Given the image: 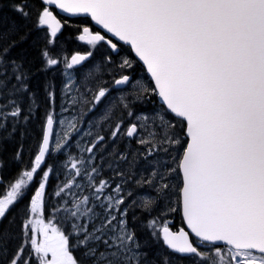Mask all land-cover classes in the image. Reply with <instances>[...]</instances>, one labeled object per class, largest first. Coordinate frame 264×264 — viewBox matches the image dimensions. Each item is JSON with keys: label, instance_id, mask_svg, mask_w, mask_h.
<instances>
[{"label": "snow or ice", "instance_id": "obj_1", "mask_svg": "<svg viewBox=\"0 0 264 264\" xmlns=\"http://www.w3.org/2000/svg\"><path fill=\"white\" fill-rule=\"evenodd\" d=\"M53 6L98 26L77 36L86 53L67 54ZM9 7L32 28L22 35L14 21L0 28V142L17 132L23 141L37 121L40 137L34 159L0 198V264H183L185 257L264 264V0H40L34 9L11 0ZM32 31L40 33L32 42L38 65L10 58ZM101 44L107 51L86 67ZM36 76L44 77L42 114ZM151 97L159 106L137 110ZM76 137L90 139L77 143L80 156L61 162L55 154ZM22 151L21 143L13 156L20 163ZM61 171L56 200L46 204L50 177ZM145 188L149 195L139 193ZM30 190L28 204L10 216ZM175 213L190 232L171 229Z\"/></svg>", "mask_w": 264, "mask_h": 264}, {"label": "trees", "instance_id": "obj_2", "mask_svg": "<svg viewBox=\"0 0 264 264\" xmlns=\"http://www.w3.org/2000/svg\"><path fill=\"white\" fill-rule=\"evenodd\" d=\"M39 0H29L30 7L33 9L39 5ZM11 3V0H0V28L6 29L11 26L12 22L14 21L18 26H20V34H24L28 32L32 28V24L28 23L25 26V21L22 20L18 15H16L14 12L11 11L9 4ZM33 18H35V11H33ZM40 36L39 32L32 31L29 35V38L24 43H17V47H15L12 50L11 57L10 58H21L22 56L26 57L27 60L36 59V65L39 63L38 59V47L39 44H37V47L32 46V42L36 40ZM36 65H32V67H35ZM25 66H29L27 63ZM43 76H36L34 77L32 81V86H36L40 89L41 92V114L43 112V108L46 107V101H44L43 98V91H42V82H43ZM58 82V78H56V83ZM38 121L33 122L31 125L32 129V135L27 136L23 141H21L19 132L16 133L14 139L12 140H3L0 142V156L3 158L4 163V171L3 177L10 176L13 173H17L16 169L19 163H17L16 160L13 159L14 154L17 152V149L20 147L21 143L23 144V151H22V167L25 170L26 166L30 165L32 161V156L36 149L37 141L39 140L40 133L39 129L37 127ZM32 147V148H31ZM57 182H59L58 179L50 178V181L47 185V196H46V204L54 202L56 200L55 197H53L51 194L56 189ZM45 216L46 219H52L55 217V214H50V209L46 207L45 209ZM142 219H145L146 217L142 216ZM170 221V226L173 230L183 226V222L178 214L171 216L168 218ZM144 236V234H143ZM143 239V237H142ZM155 251V249H153ZM183 264H191V261L186 260L183 258Z\"/></svg>", "mask_w": 264, "mask_h": 264}, {"label": "rangeland", "instance_id": "obj_3", "mask_svg": "<svg viewBox=\"0 0 264 264\" xmlns=\"http://www.w3.org/2000/svg\"><path fill=\"white\" fill-rule=\"evenodd\" d=\"M59 41H62V42H64V45H66V48H67V54L68 55H71V54H73L74 53V50H78V51H80L81 52V45H80V43L78 42V40L75 42V40L73 39V38H71V37H60L59 39H58ZM63 46V45H62ZM102 47H97V49L95 50V52H94V55H93V59H91L90 61H88V62H86V67L88 66V65H91L92 63H93V61H95V62H99L100 61V58L104 55V51H102ZM82 53V52H81ZM113 59L115 60V61H117V62H119V57H117V59L115 58V57H113ZM109 67L108 66H105L104 68H103V72H102V75H103V78L105 79V80H107L108 81V83L105 85V86H111V77L108 75V72H109ZM116 71H118V69L116 70ZM76 73H74V75H75ZM57 77L59 78V79H61L60 78V75L58 76L57 75ZM44 78V77H43ZM57 86L59 87V84H58V82H57ZM33 88H37L36 86H33ZM146 103H147V105H148V107L146 108V109H140V107H138L137 108V110H142V111H150L151 110V108L153 107V104H157L156 102H155V99L154 98H151L150 99V101H146ZM158 106H159V104H158ZM66 115V114H65ZM95 123V121H93V124ZM87 127H88V125L87 124H85L84 126H83V128L86 130L87 129ZM104 130H108L107 128H102L101 129V131L103 132ZM56 131L57 132H62L63 131V129H61V128H59L58 126L56 127ZM92 131L93 132H95L96 131V128L95 127H93L92 128ZM57 137H54L53 138V148H54V146H55V139H56ZM88 139H90L89 137H86L85 139H83V140H80L79 139V137H76L74 140H72V141H70L69 142V144L68 145H66L65 146V148H64V150H63V153H65V154H67L68 155V157L69 156H72V157H78V156H80L81 155V153L79 152V149H78V147H77V143H80V144H84V143H86L87 142V140ZM109 147H110V145H109ZM32 148V147H31ZM85 157H86V153L85 154H83ZM139 191V193L140 194H143V195H149V193H148V189L147 188H145V189H140V190H138ZM21 211V209L20 208H15L14 210H12L11 212H10V216H12V215H16L18 212H20ZM137 214H140L139 213V209H137ZM176 214V213H175ZM175 214H171L170 216H174ZM142 217V216H141ZM169 217H167V219H168ZM142 219V218H141ZM19 218H17V220H16V225H17V227L14 229V231H19V228H18V225H19ZM5 223H7V221H5ZM137 227H138V224H137ZM140 235H141V239H142V237H144L143 236V233H139Z\"/></svg>", "mask_w": 264, "mask_h": 264}, {"label": "flooded vegetation", "instance_id": "obj_4", "mask_svg": "<svg viewBox=\"0 0 264 264\" xmlns=\"http://www.w3.org/2000/svg\"><path fill=\"white\" fill-rule=\"evenodd\" d=\"M93 32H95L96 30L95 29H92ZM125 49L122 47L121 51L123 52Z\"/></svg>", "mask_w": 264, "mask_h": 264}, {"label": "water", "instance_id": "obj_5", "mask_svg": "<svg viewBox=\"0 0 264 264\" xmlns=\"http://www.w3.org/2000/svg\"><path fill=\"white\" fill-rule=\"evenodd\" d=\"M59 12H60V10L59 9H57ZM61 14H64V13H62V12H60ZM64 15H66V14H64ZM186 226V225H185ZM187 228V227H186ZM188 230V229H187ZM186 231V230H185ZM189 232H190V230H188Z\"/></svg>", "mask_w": 264, "mask_h": 264}]
</instances>
